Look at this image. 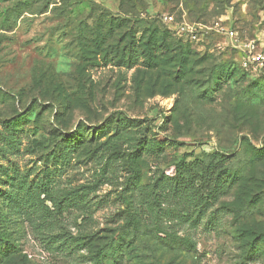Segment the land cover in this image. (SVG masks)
Returning a JSON list of instances; mask_svg holds the SVG:
<instances>
[{
    "label": "rangeland",
    "instance_id": "1",
    "mask_svg": "<svg viewBox=\"0 0 264 264\" xmlns=\"http://www.w3.org/2000/svg\"><path fill=\"white\" fill-rule=\"evenodd\" d=\"M0 264H264V0H0Z\"/></svg>",
    "mask_w": 264,
    "mask_h": 264
},
{
    "label": "built area",
    "instance_id": "2",
    "mask_svg": "<svg viewBox=\"0 0 264 264\" xmlns=\"http://www.w3.org/2000/svg\"><path fill=\"white\" fill-rule=\"evenodd\" d=\"M164 20L165 21H168L169 23H171L173 21V18L171 16H169V17H166ZM229 36H231V37L233 36V32L232 31L229 32ZM260 59H261V56L260 55H257L256 57L255 56H252L251 57V60L253 62H259Z\"/></svg>",
    "mask_w": 264,
    "mask_h": 264
}]
</instances>
